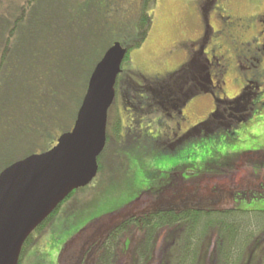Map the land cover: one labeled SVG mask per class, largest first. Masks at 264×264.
<instances>
[{
	"label": "rangeland",
	"instance_id": "374dc122",
	"mask_svg": "<svg viewBox=\"0 0 264 264\" xmlns=\"http://www.w3.org/2000/svg\"><path fill=\"white\" fill-rule=\"evenodd\" d=\"M26 1L0 0V59L5 50L6 32L16 21L15 31L9 37L11 54L8 60L24 46L30 56L37 52L44 54L53 48L51 61H54V56H60L83 66V61L88 60V70L96 66L114 43L121 42L126 48L133 43L145 9L144 0H35L28 6ZM242 1L234 0L233 4L239 8ZM24 5L27 14L22 17ZM146 12L152 17L148 37L141 47L130 51V59L124 62L123 67L125 70L142 71L149 78H161L185 61L190 52L189 42L203 29V15L198 8V0H157L156 4L146 7ZM59 28L54 35L53 31ZM95 35L100 36L97 43L85 49L84 45H88L89 38ZM19 74L22 73L7 74L6 77L1 74L0 98L15 106L18 100L14 93L20 96L22 86L24 94H27L32 86L33 98L31 93L23 97L32 100L35 107L30 115L26 113L28 117L18 116L21 124L11 131L4 121L0 123V173L17 160L54 147L59 136L72 129L75 113L87 90L82 85L81 89L73 87V92L70 82L64 78L41 79L37 83L32 80L31 85V80H22ZM227 76L224 95L234 98L239 94L243 79L233 69ZM67 79L72 81L76 78ZM21 101L23 103V99ZM214 107L215 99L210 93L190 98L181 118L183 130L204 121ZM116 109L122 117L121 137L108 140L99 157L101 168L98 175L62 203L52 221L23 253L20 264H59L64 245L95 218L124 208L144 192L214 173L220 166L227 167L232 159L238 157L237 153L264 150V107L258 108L253 118L238 127L231 137L219 131L176 146L157 144L151 139L179 119L172 120L165 109L158 106L150 114H140L122 98L112 108L111 115ZM136 115L140 118L137 125H141V134L130 142L127 134L136 125L133 123ZM133 139L135 141L132 142ZM237 207L263 210L264 197L240 199ZM128 236L125 235L123 249L130 242ZM172 238L168 236L167 241H172ZM158 240L156 237L151 248L154 249ZM205 247L209 248V245ZM171 248L172 251L176 249ZM153 249L143 264L149 263ZM257 259L256 254L245 264H257Z\"/></svg>",
	"mask_w": 264,
	"mask_h": 264
},
{
	"label": "trees",
	"instance_id": "16d2710c",
	"mask_svg": "<svg viewBox=\"0 0 264 264\" xmlns=\"http://www.w3.org/2000/svg\"><path fill=\"white\" fill-rule=\"evenodd\" d=\"M33 1L35 0H28L25 5L28 6ZM156 2L157 0H144L143 7L145 9L138 22V35L127 47L128 52L124 62L130 59V51L133 48L141 47L148 37L152 17L146 12V7L153 3L156 4ZM25 5L22 17L27 14ZM59 30L60 28L55 29L53 33H57L56 31ZM14 31L13 27L10 30V35L6 38L5 50L0 63V76L3 73L5 74L3 77H6L7 74L22 73L18 76L22 80H31V85L32 80H36L37 83L41 79L64 78L70 82L72 89L73 87L81 89L82 85L87 89V82L95 68L92 66L90 71L87 69L88 60L83 61V66L80 63L66 61L60 56H54V61H51L52 53H54L53 48H51L52 51L48 50L44 54L37 52L30 56L25 46L8 60V56L11 54L9 37ZM99 38L100 36L96 35L94 38L90 37L88 45H84V48H91ZM7 63H9L8 67L5 66ZM185 67H188L185 69L186 71H190L189 66ZM182 69L184 70V68ZM121 71L116 83V90L118 87L119 90L126 91L128 97L125 96L124 102L133 105L140 114L154 112L163 101L159 92L155 90L157 87L160 88L157 81L160 78H149L139 70H125L123 65ZM72 74L76 76H72ZM185 74L186 72L183 71L182 76ZM67 78L76 79L71 81ZM84 79H86L85 83H83ZM21 88L20 96L17 92L14 93L18 100L15 106L13 103L7 104V100L2 101L0 98V123L4 121L10 131L21 124L18 116L28 117L27 114L30 115L35 107L32 100H26L23 97L31 93V98H33L35 92L32 86L27 94H24V87L21 86ZM73 92H75L74 89ZM117 101L116 97L109 110L108 140L112 137L119 140L122 133L123 125L120 112L116 109L114 115L110 113ZM136 118L140 121L137 115ZM132 131L136 132L134 130L128 132L129 141L140 134ZM189 140H194V138L191 137ZM186 143L187 141L183 144ZM251 152L245 154H255ZM261 153L263 154L261 157L264 158V150L256 151L258 155ZM229 177V186L225 188L226 190L213 191L216 187L214 180L198 178L183 179L179 183H168L160 189L144 192L124 208L95 218L86 225L64 245L58 263L143 264L153 249L151 247L154 240L159 237L148 264H245L249 263L256 254L258 255L257 264H264V209L251 211L239 209L234 202L236 201L235 194L242 187L245 190L252 188L251 190L256 191L257 197H264V174L260 177L250 176L248 178L247 176L245 178L246 176H244L246 180L238 174H230ZM242 180L244 182L240 186ZM61 205L26 240L19 264L23 253L35 241L36 236L52 221ZM126 234L129 235L130 242L127 248L123 249ZM168 236L173 237L172 241H167ZM205 245H209V248H206ZM171 247H175V251H172Z\"/></svg>",
	"mask_w": 264,
	"mask_h": 264
},
{
	"label": "flooded vegetation",
	"instance_id": "af4514ba",
	"mask_svg": "<svg viewBox=\"0 0 264 264\" xmlns=\"http://www.w3.org/2000/svg\"><path fill=\"white\" fill-rule=\"evenodd\" d=\"M233 1L198 0L203 29L189 42L190 52L181 66L167 71L157 80L160 88L155 90L163 100L160 108L165 109L172 120L179 118L166 131L151 137L157 144L176 146L191 137L195 140L219 131L231 137L238 127L253 118L258 108L264 107V0H243L239 8ZM185 66H189L190 71H186L188 67ZM231 69L243 79L239 94L234 98L225 97L223 90ZM183 71L186 72L184 76ZM203 93H210L215 99L214 111L204 121L183 130V109L190 98ZM125 96L126 91L117 87V99L125 100ZM133 123L136 124L132 127L136 131L133 133L141 134V125H137L139 120L134 118ZM245 153H237L238 157L232 159L227 167L220 166L216 172L203 174L197 179L214 180V191L229 186L230 174L243 178L263 175V154L259 156L256 151L251 152L256 155ZM243 182L240 181V186ZM251 189L242 187L238 190L234 201L236 207L240 199L257 197L256 191Z\"/></svg>",
	"mask_w": 264,
	"mask_h": 264
},
{
	"label": "water",
	"instance_id": "95a60500",
	"mask_svg": "<svg viewBox=\"0 0 264 264\" xmlns=\"http://www.w3.org/2000/svg\"><path fill=\"white\" fill-rule=\"evenodd\" d=\"M128 49L106 50L89 78L73 128L50 150L17 160L0 173V264H19L26 240L74 191L100 170L109 110Z\"/></svg>",
	"mask_w": 264,
	"mask_h": 264
},
{
	"label": "crops",
	"instance_id": "0c3cea01",
	"mask_svg": "<svg viewBox=\"0 0 264 264\" xmlns=\"http://www.w3.org/2000/svg\"><path fill=\"white\" fill-rule=\"evenodd\" d=\"M16 22V21H15ZM15 22L14 23H12V26L7 30V32H6V35H5V39H4V46H5V44H6V38L10 35V30H12V28L14 27V29H15ZM54 35H55V33H53ZM3 54H4V52H3ZM2 54V55H3ZM1 60H2V57H1V59H0V63H1Z\"/></svg>",
	"mask_w": 264,
	"mask_h": 264
}]
</instances>
